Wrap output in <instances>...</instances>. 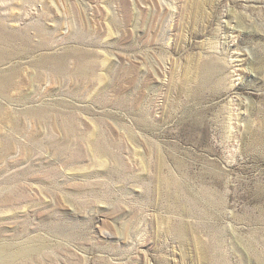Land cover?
<instances>
[{
  "label": "rangeland",
  "instance_id": "1",
  "mask_svg": "<svg viewBox=\"0 0 264 264\" xmlns=\"http://www.w3.org/2000/svg\"><path fill=\"white\" fill-rule=\"evenodd\" d=\"M0 264H264V0H0Z\"/></svg>",
  "mask_w": 264,
  "mask_h": 264
}]
</instances>
